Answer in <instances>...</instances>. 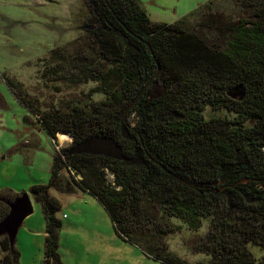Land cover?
Listing matches in <instances>:
<instances>
[{
  "label": "trees",
  "instance_id": "1",
  "mask_svg": "<svg viewBox=\"0 0 264 264\" xmlns=\"http://www.w3.org/2000/svg\"><path fill=\"white\" fill-rule=\"evenodd\" d=\"M83 1L89 28L69 64L79 83L102 84L93 93L106 99L42 111L16 95L50 137L73 138L54 155L49 183L30 188L46 224L42 264H63L62 205L50 190L75 186L105 207L121 238L163 264H191L169 251L173 218L194 232L209 220L193 250L210 260L196 264H256L249 245L264 250V0H209L173 24L152 21L139 0ZM208 107L235 117L207 120ZM97 136L137 163L74 151ZM22 195L0 193V222ZM16 243L0 239V264H20Z\"/></svg>",
  "mask_w": 264,
  "mask_h": 264
},
{
  "label": "rangeland",
  "instance_id": "2",
  "mask_svg": "<svg viewBox=\"0 0 264 264\" xmlns=\"http://www.w3.org/2000/svg\"><path fill=\"white\" fill-rule=\"evenodd\" d=\"M139 1L152 21L173 24L209 0ZM88 15L83 0H0V193H27L33 200L30 188L48 184L54 155L73 145L68 134L70 142L63 144L57 136L50 137L16 95H24L42 111H65L106 99L103 93H93L102 84L79 83L69 64L85 42ZM56 50L64 57L54 53ZM204 115L207 120L235 117L226 109L214 111L210 107ZM126 121L135 127V115H128ZM73 177L61 172L63 182L72 186ZM107 177L114 182L109 172ZM74 188L73 193L50 190L62 205L57 217L63 223L59 248L63 264H163L121 238L105 207L93 195ZM33 206L34 213L17 237L20 264L44 261L46 224L40 204L33 200ZM170 222L179 231L168 236L169 251L191 264L208 262L210 257L195 252L193 246L207 235L209 220L196 232L179 219ZM249 250L256 264H264L262 248L249 245Z\"/></svg>",
  "mask_w": 264,
  "mask_h": 264
},
{
  "label": "water",
  "instance_id": "3",
  "mask_svg": "<svg viewBox=\"0 0 264 264\" xmlns=\"http://www.w3.org/2000/svg\"><path fill=\"white\" fill-rule=\"evenodd\" d=\"M88 28L85 27V29ZM122 136L126 140L132 139L131 131L127 126L123 128ZM76 150L79 153H91L119 161L127 160L132 164L137 163L136 158L127 159L123 154L122 148L114 140L102 136L93 137L80 143L74 148V151ZM7 205L10 211L6 218L0 222V238L8 237L11 246H14L25 220L34 213V206L31 197L27 193L13 201L7 202Z\"/></svg>",
  "mask_w": 264,
  "mask_h": 264
},
{
  "label": "bare ground",
  "instance_id": "4",
  "mask_svg": "<svg viewBox=\"0 0 264 264\" xmlns=\"http://www.w3.org/2000/svg\"><path fill=\"white\" fill-rule=\"evenodd\" d=\"M57 138L59 139V142L62 144L68 141L70 142V137L62 132H59L57 134Z\"/></svg>",
  "mask_w": 264,
  "mask_h": 264
},
{
  "label": "crops",
  "instance_id": "5",
  "mask_svg": "<svg viewBox=\"0 0 264 264\" xmlns=\"http://www.w3.org/2000/svg\"><path fill=\"white\" fill-rule=\"evenodd\" d=\"M33 201V200H32ZM103 206V205H102ZM104 207V206H103ZM45 234H46V231H45Z\"/></svg>",
  "mask_w": 264,
  "mask_h": 264
}]
</instances>
